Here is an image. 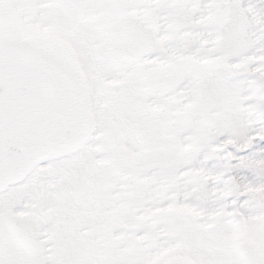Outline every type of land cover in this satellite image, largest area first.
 I'll use <instances>...</instances> for the list:
<instances>
[{
    "label": "snow or ice",
    "instance_id": "1",
    "mask_svg": "<svg viewBox=\"0 0 264 264\" xmlns=\"http://www.w3.org/2000/svg\"><path fill=\"white\" fill-rule=\"evenodd\" d=\"M0 264H264V0H0Z\"/></svg>",
    "mask_w": 264,
    "mask_h": 264
}]
</instances>
